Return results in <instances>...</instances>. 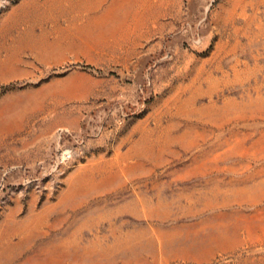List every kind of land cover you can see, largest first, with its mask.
<instances>
[{"label":"rangeland","instance_id":"1","mask_svg":"<svg viewBox=\"0 0 264 264\" xmlns=\"http://www.w3.org/2000/svg\"><path fill=\"white\" fill-rule=\"evenodd\" d=\"M0 264H264V0H0Z\"/></svg>","mask_w":264,"mask_h":264},{"label":"built area","instance_id":"2","mask_svg":"<svg viewBox=\"0 0 264 264\" xmlns=\"http://www.w3.org/2000/svg\"><path fill=\"white\" fill-rule=\"evenodd\" d=\"M68 153H69V151L67 150V152H66L67 157H68Z\"/></svg>","mask_w":264,"mask_h":264},{"label":"bare ground","instance_id":"3","mask_svg":"<svg viewBox=\"0 0 264 264\" xmlns=\"http://www.w3.org/2000/svg\"><path fill=\"white\" fill-rule=\"evenodd\" d=\"M59 30V29H58Z\"/></svg>","mask_w":264,"mask_h":264}]
</instances>
